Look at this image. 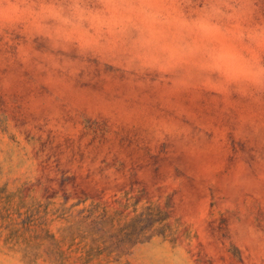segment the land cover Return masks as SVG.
<instances>
[{"label":"rangeland","instance_id":"obj_1","mask_svg":"<svg viewBox=\"0 0 264 264\" xmlns=\"http://www.w3.org/2000/svg\"><path fill=\"white\" fill-rule=\"evenodd\" d=\"M221 46L264 65V0H0V264H264V86Z\"/></svg>","mask_w":264,"mask_h":264},{"label":"clouds","instance_id":"obj_2","mask_svg":"<svg viewBox=\"0 0 264 264\" xmlns=\"http://www.w3.org/2000/svg\"><path fill=\"white\" fill-rule=\"evenodd\" d=\"M109 2H114V0H109ZM141 3H150V0H141ZM47 11L56 18L64 20L66 24L72 23V21L60 15L62 9L49 8ZM157 15L158 13L149 12L146 13L145 19L150 20L151 23H156L158 22ZM195 27L200 31L203 39L214 38L219 33V29L215 25L203 21L196 23ZM152 35L155 37V33H152ZM145 42L150 43L151 40ZM186 47L188 49L187 53H184L181 49L182 54H191L193 51L192 46L187 45ZM207 54L210 61L207 67L220 72L228 80H244L257 87L264 86V65H261L255 59L245 58L235 47L212 48L208 50Z\"/></svg>","mask_w":264,"mask_h":264}]
</instances>
